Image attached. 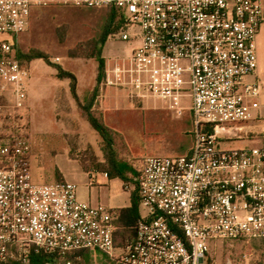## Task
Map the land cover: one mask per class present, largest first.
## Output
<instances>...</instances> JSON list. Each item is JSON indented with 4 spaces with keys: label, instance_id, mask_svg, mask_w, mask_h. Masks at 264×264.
<instances>
[{
    "label": "built area",
    "instance_id": "built-area-1",
    "mask_svg": "<svg viewBox=\"0 0 264 264\" xmlns=\"http://www.w3.org/2000/svg\"><path fill=\"white\" fill-rule=\"evenodd\" d=\"M52 6L114 10L123 41L138 28V47L107 70L106 84L123 81L132 100L192 116L191 152L145 157L124 187L137 189L144 214L123 245L113 209L81 200L73 183L32 177L31 74L12 40L34 10ZM261 24V0H0V264H208L217 242L264 240V143L228 147L264 134L260 84L246 81L257 72Z\"/></svg>",
    "mask_w": 264,
    "mask_h": 264
},
{
    "label": "rangeland",
    "instance_id": "rangeland-1",
    "mask_svg": "<svg viewBox=\"0 0 264 264\" xmlns=\"http://www.w3.org/2000/svg\"><path fill=\"white\" fill-rule=\"evenodd\" d=\"M109 14L105 9L52 6L33 12L28 30L18 36L16 51L20 55L40 53L47 57L30 62L28 101L24 112L25 133L31 143V173L35 183L50 184L65 181L77 186L78 196L85 201L91 195L92 203L110 208L126 207L130 204V193L119 179L105 180L100 187L90 186L79 161L91 164L103 161L102 140L87 121L84 107L92 93L89 88L98 74V59L95 44L107 30ZM115 31L107 38L102 57L107 60V70L126 60L138 47L139 29L131 27L124 33L131 37L121 39L122 33ZM5 37L0 36V41ZM259 60L260 98L264 106V45L257 51ZM26 62V61H22ZM74 74L81 84L80 106L70 91V81L57 78L55 68ZM115 82V81H114ZM113 96L107 92V101H119L107 116L97 117L111 130L117 157L136 171L145 157L185 155L193 144L192 120L188 110L180 118L170 111L164 102L155 98L132 100L123 81L110 86ZM101 96V93H100ZM100 99L97 101L99 105ZM109 105V104H108ZM188 107L187 102L183 103ZM246 144L233 143L228 147H255L264 143V134ZM226 147V146H224ZM83 170V171H82ZM102 176V175H101ZM104 176V175H103ZM144 214V208L140 207ZM255 244V243H254ZM253 242H217L210 247L208 264H264V250L253 247ZM91 264H102V259Z\"/></svg>",
    "mask_w": 264,
    "mask_h": 264
},
{
    "label": "trees",
    "instance_id": "trees-1",
    "mask_svg": "<svg viewBox=\"0 0 264 264\" xmlns=\"http://www.w3.org/2000/svg\"><path fill=\"white\" fill-rule=\"evenodd\" d=\"M109 14V20L107 24V30L105 31L102 38L95 44L96 55L98 59V74L96 78V85L92 90L88 104L84 107L87 121L91 128L100 136L102 140V154L103 161L97 162L92 161L91 164H85L83 161H79L84 172L89 174V180L93 173L107 174V179L115 180L119 179L123 186L134 185V178L136 176V171L132 169V166L126 162H122L118 159L117 153L114 148V140L112 137L111 130L102 122L100 117H97L94 113L97 101L100 98V93L102 88L106 86V61L102 57L103 48L107 42V38L115 31V26L121 31L123 27V21L120 15L114 10H107ZM17 37L12 40L13 50L16 57L22 62L26 61L24 64L28 65L33 60L43 59L46 63L48 62L47 57L40 53H32L29 55H20L16 51V41ZM57 71V78L60 80L70 81V91L79 104V99L77 96V78L74 74L63 70L60 67L55 68ZM61 182V181H59ZM139 193L136 188L132 189L130 192V206L126 208L113 209L112 211L117 215L115 221L116 225V244L123 245L129 240H132L135 236V224L140 218V208H139ZM253 247L258 250H264V240L252 241ZM255 243V244H254ZM93 258L86 256V264H91Z\"/></svg>",
    "mask_w": 264,
    "mask_h": 264
},
{
    "label": "crops",
    "instance_id": "crops-1",
    "mask_svg": "<svg viewBox=\"0 0 264 264\" xmlns=\"http://www.w3.org/2000/svg\"><path fill=\"white\" fill-rule=\"evenodd\" d=\"M261 3H262V24H261V27H260V30H259V33H258V35H257V38H256V53H258L257 51L258 50H260V48H261V46L262 45H264V0H261ZM257 56H258V54H257ZM105 61H106V76H107V60L105 59ZM259 60H258V68H257V72H256V74L255 75H253V76H250V77H248L247 79H246V81L247 82H258V80H259V76H258V73H259V71H258V69H259ZM94 87H95V81H94V83L91 85V87L89 88V92H91L93 89H94ZM82 90V88H81V84H80V82H78V85H77V91H78V94H79V96H80V91ZM107 92H108V95L110 96V97H112L113 96V93L114 92H112V90H111V87H110V89L109 90H107V84H106V86L105 87H103L102 88V91H101V96H100V102H99V105H96V107H95V111L96 112H99L100 114H99V116H101L102 118H105L106 116H107V109H113V107L114 106H116V104H119L120 105V103H119V101H117L116 102V104H115V102H113V100H112V102L114 103V106H112V102L111 101H107ZM109 104V105H108ZM190 113V112H189ZM190 115H191V113H190ZM191 117V120H192V116H190ZM191 150H192V145H191V147H190V150L188 151V153L187 154H189L190 152H191ZM83 171V170H82ZM84 172V171H83ZM84 174L85 175H87V177H88V179H89V174L88 173H86V172H84ZM102 175V176H101ZM104 174H100V173H93L92 174V176L95 178V180H96V184H99V185H96L97 187H100L101 186V184H103V182L105 181V180H107V181H109L108 179H107V177H105V176H103ZM61 176H62V178L65 180V181H67V179H66V177L61 173ZM111 181V180H110ZM84 200V199H83ZM85 201L86 202H89V203H91V204H94V203H92L93 201H92V197H91V195H89V196H87V198H85ZM95 205V204H94ZM130 206V204L128 205V206H126V207H129ZM126 207H117V208H111V209H120V208H126ZM110 208V207H109Z\"/></svg>",
    "mask_w": 264,
    "mask_h": 264
}]
</instances>
